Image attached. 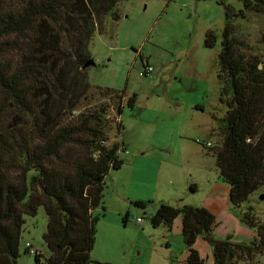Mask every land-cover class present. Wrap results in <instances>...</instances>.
I'll return each mask as SVG.
<instances>
[{
    "label": "trees",
    "instance_id": "trees-1",
    "mask_svg": "<svg viewBox=\"0 0 264 264\" xmlns=\"http://www.w3.org/2000/svg\"><path fill=\"white\" fill-rule=\"evenodd\" d=\"M120 1L0 0V264H16L25 217H35L41 206L48 254L37 251L34 264L92 261L94 211L105 209L106 175L124 163L118 141L109 142V108L116 102L119 116L125 105L134 107L137 94L121 104L124 92L88 83L91 65L85 64L94 61L88 49L94 32L104 30L107 16L119 19ZM242 2L237 12L225 6L217 53L219 99L226 106L220 141L200 143L214 156L219 178L229 186L230 205L237 210L264 188V58L249 52L232 22L246 11L264 13V0ZM215 36L207 30L204 46L214 47ZM189 189L195 191V185ZM131 202L144 209L149 200ZM240 214L257 233L248 243L234 242L231 235L215 239V215L192 204L162 201L149 221L170 229L181 215L187 255L174 264H203L193 246L197 234L211 245L213 264H236L241 257L264 252V216L259 219L252 206Z\"/></svg>",
    "mask_w": 264,
    "mask_h": 264
},
{
    "label": "rangeland",
    "instance_id": "rangeland-1",
    "mask_svg": "<svg viewBox=\"0 0 264 264\" xmlns=\"http://www.w3.org/2000/svg\"><path fill=\"white\" fill-rule=\"evenodd\" d=\"M242 0H121L119 19L107 16L91 39L89 51L95 61L87 67L91 86L137 94L134 107H123L117 116L116 102L109 108L112 119L109 142L118 141L119 169H111L103 186V206L98 215L95 243L89 264H174L185 259L181 215L170 229L153 227L149 221L160 202L172 206L192 204L210 210L216 225L212 236L234 242H250L257 233L241 218L240 211L252 206L264 216V188L241 204L230 205L228 183L219 178L214 156L201 144H219V128L226 112L219 99L217 53L221 49L225 6L235 12ZM237 33L244 37L249 52L264 58V13L246 11L234 16ZM207 30L216 34L215 46H204ZM152 65L149 75L140 76ZM261 66V65H260ZM97 99L90 100L89 106ZM82 108V107H81ZM118 118V122H117ZM120 124V126H119ZM201 143V144H200ZM206 153V154H205ZM195 185V191L189 189ZM148 201L141 209L131 201ZM44 207L26 216L16 264H34V255L24 252L27 242L45 255L42 239L47 217ZM128 213L126 223L123 217ZM142 217L136 225L132 216ZM203 264H213L211 245L197 234L193 245ZM236 264H264V252ZM42 261L43 258L41 259ZM41 261V262H42ZM42 264V263H41Z\"/></svg>",
    "mask_w": 264,
    "mask_h": 264
},
{
    "label": "built area",
    "instance_id": "built-area-1",
    "mask_svg": "<svg viewBox=\"0 0 264 264\" xmlns=\"http://www.w3.org/2000/svg\"><path fill=\"white\" fill-rule=\"evenodd\" d=\"M152 67H153V66H152V65H149V64H148L147 66L143 67V70L139 72V75H140V76H146V75H149V73H150L151 70H152ZM206 145L209 146V145H211V143H210V142H207ZM132 221H133L136 225L140 226V225L142 224V217H140V216H132ZM25 248L28 249V252H29V253H32V254H36V253H37V250H33V248H31V243H30V242H27V243L25 244Z\"/></svg>",
    "mask_w": 264,
    "mask_h": 264
},
{
    "label": "water",
    "instance_id": "water-1",
    "mask_svg": "<svg viewBox=\"0 0 264 264\" xmlns=\"http://www.w3.org/2000/svg\"><path fill=\"white\" fill-rule=\"evenodd\" d=\"M93 63H94V61L87 62V63L85 64V66H86V65H88V66H89V65H92ZM263 196H264V194H260L259 197L262 198Z\"/></svg>",
    "mask_w": 264,
    "mask_h": 264
},
{
    "label": "crops",
    "instance_id": "crops-1",
    "mask_svg": "<svg viewBox=\"0 0 264 264\" xmlns=\"http://www.w3.org/2000/svg\"><path fill=\"white\" fill-rule=\"evenodd\" d=\"M210 211V210H209ZM134 216H138V215H134ZM126 221H127V219H126Z\"/></svg>",
    "mask_w": 264,
    "mask_h": 264
},
{
    "label": "clouds",
    "instance_id": "clouds-1",
    "mask_svg": "<svg viewBox=\"0 0 264 264\" xmlns=\"http://www.w3.org/2000/svg\"><path fill=\"white\" fill-rule=\"evenodd\" d=\"M25 248V247H24Z\"/></svg>",
    "mask_w": 264,
    "mask_h": 264
}]
</instances>
